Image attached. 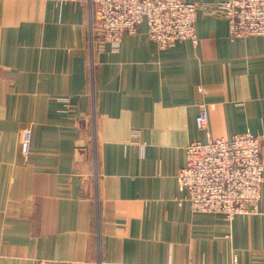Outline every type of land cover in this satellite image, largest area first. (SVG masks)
<instances>
[{
    "label": "crops",
    "instance_id": "1",
    "mask_svg": "<svg viewBox=\"0 0 264 264\" xmlns=\"http://www.w3.org/2000/svg\"><path fill=\"white\" fill-rule=\"evenodd\" d=\"M87 13L0 0V264H264V180L259 210L228 218L175 178L207 133L257 134L264 161V36L198 8L196 45L160 48L141 22L91 66Z\"/></svg>",
    "mask_w": 264,
    "mask_h": 264
},
{
    "label": "built area",
    "instance_id": "2",
    "mask_svg": "<svg viewBox=\"0 0 264 264\" xmlns=\"http://www.w3.org/2000/svg\"><path fill=\"white\" fill-rule=\"evenodd\" d=\"M88 10L90 65L93 54L106 43L117 47L122 37L133 34L141 22L148 36L160 48L188 39L198 43L195 17L198 8L222 14L228 22L231 39L250 35L264 36V0H85ZM203 91V90H202ZM196 125L208 131L204 103L199 104ZM191 141L185 162L176 172L177 189L186 192L190 209L220 212L228 218L259 210L264 161L260 136L252 132L235 133L229 138L212 137ZM31 132L24 130L21 151L28 154ZM238 261L233 255L232 263Z\"/></svg>",
    "mask_w": 264,
    "mask_h": 264
}]
</instances>
